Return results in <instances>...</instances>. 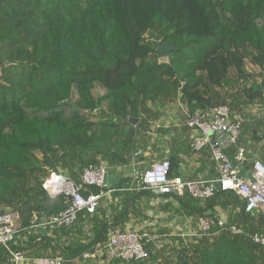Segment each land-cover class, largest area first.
<instances>
[{
	"label": "trees",
	"instance_id": "obj_1",
	"mask_svg": "<svg viewBox=\"0 0 264 264\" xmlns=\"http://www.w3.org/2000/svg\"><path fill=\"white\" fill-rule=\"evenodd\" d=\"M247 64L258 74L248 73ZM96 85L104 91L97 98ZM177 103L189 114L227 106L232 118L241 117L237 146L251 168L245 145L264 129V116L245 111L264 108V0H0V216L13 212L19 225L10 248L29 260L76 264L110 233L124 231L129 218L122 214L141 186L122 179L109 215L80 212L74 227L48 236L33 220L38 225L63 205L47 197L42 181L61 170L78 183L89 166L128 165L160 109ZM103 106L107 117L98 120ZM168 162L172 179L178 162ZM145 197H135L132 218ZM179 201L169 210L196 223L215 219L216 209L227 212L224 229L215 224L185 236L161 230V248L146 245L145 261L111 264H264L263 250L249 238L264 235L262 217L244 214L236 196L199 203L185 194ZM243 219L257 227L246 228ZM232 226L243 235L230 234ZM0 264H14L4 247Z\"/></svg>",
	"mask_w": 264,
	"mask_h": 264
},
{
	"label": "built area",
	"instance_id": "obj_2",
	"mask_svg": "<svg viewBox=\"0 0 264 264\" xmlns=\"http://www.w3.org/2000/svg\"><path fill=\"white\" fill-rule=\"evenodd\" d=\"M182 107L185 117V126L191 133L190 149L196 153L208 151L217 172L213 180H183L168 178L170 165L167 160L155 162L141 174L134 176V183L141 186L140 191L152 198L179 199L185 194L190 198L203 203L220 193L236 196L242 203L244 214L259 215L262 217L264 229V164L254 161L250 169L245 168V151L237 146L240 135L241 119L232 118L227 106H215L211 109L189 114ZM234 149L233 154H228ZM136 150L134 157L140 156ZM110 168L105 164L89 166L84 169L79 182L74 183L65 174L58 170L51 172L43 179L41 187L51 201L62 200L63 210L55 215L42 217L37 229L50 235L58 229H69L77 221L78 214L85 212L93 216L102 202L110 198L111 188L108 182ZM93 189V190H90ZM216 220V221H215ZM38 222V218H34ZM226 220L222 215L215 219L200 217L197 220V229L205 233L213 225L224 229ZM19 230L18 217L15 213L7 212L0 216V247L6 248L12 256L14 264L24 261L31 264H62L60 257L25 259L20 252H14L10 245L14 243ZM232 235H243V230L236 227L227 228ZM251 242L264 252V235L254 233L249 236ZM155 249L161 248L158 235L149 231H115L110 233L104 245H96L91 254H83L85 259L98 257L107 260L121 259L124 262H143L148 258L146 245Z\"/></svg>",
	"mask_w": 264,
	"mask_h": 264
},
{
	"label": "crops",
	"instance_id": "obj_3",
	"mask_svg": "<svg viewBox=\"0 0 264 264\" xmlns=\"http://www.w3.org/2000/svg\"><path fill=\"white\" fill-rule=\"evenodd\" d=\"M250 108L251 109H246L245 112L251 117L261 118L264 116V108L259 106ZM160 112L162 113V116L160 120L155 123L154 131L152 133H148L147 138H145V144L140 143L135 149V151L139 150L141 155L134 157L133 153L128 165L110 168L108 182L112 192L110 194V198L104 200L99 208L106 210L107 215H109L108 207L112 204L113 190L119 186L121 180L129 179L131 183H134V176L141 174L152 163L164 160L169 161L170 159L177 160L178 166L176 171L173 172V175L183 180H213L217 178V172L208 151L204 150L198 153L192 150L188 151L191 141V133L185 126V117L182 112V107L178 104H172L160 109ZM240 119L242 120L241 117ZM259 130L264 132L263 128H260ZM262 132L257 133L254 138L246 141L245 150L246 154L250 156L251 162L256 160L260 162L264 161V139L261 140V137L263 136ZM139 193H143L146 197L140 202V213L132 218L130 210L135 197ZM136 196L132 197L128 207L122 214L123 216L125 213H128L129 218L124 231H138L136 227L144 225L142 227H150L147 230L151 233H155L156 235H158L157 232H160L161 230H166L168 233L167 236H185L187 234L195 233V230L194 232L192 230L189 231V218H187L183 212L180 211V213H174L169 210L170 208L180 207L181 204L178 198H152L150 195L142 191H138ZM113 206L116 207V204L113 203ZM183 208L189 211L188 207L183 206ZM215 211L217 215H222L226 219L227 212H223L220 209H216ZM203 213L205 215L209 214L207 210H204ZM161 217H164L165 221L159 226L161 230L158 231L156 230L159 229L156 228V225H158L157 220ZM243 222L244 226L248 229L254 228L257 223V221L254 220L250 221L249 224L251 225H247V221L245 219H243ZM176 225L178 234L176 233V227H174ZM187 226L189 227L188 229ZM52 233L48 236H52ZM159 238L162 244L163 242L161 236H159ZM63 242H65L64 239H62L59 244ZM20 264L31 263L24 261Z\"/></svg>",
	"mask_w": 264,
	"mask_h": 264
},
{
	"label": "rangeland",
	"instance_id": "obj_4",
	"mask_svg": "<svg viewBox=\"0 0 264 264\" xmlns=\"http://www.w3.org/2000/svg\"><path fill=\"white\" fill-rule=\"evenodd\" d=\"M165 61V59L164 58H160V61ZM246 69H247V71H248V73H250V74H258V70H256V69H254L251 65H249V64H247L246 65ZM103 89L99 86V85H96L95 86V88H94V90H93V95H94V97H100L102 94H103ZM180 104V103H179ZM173 105H177V104H173ZM249 109H251V108H249ZM106 111H107V106H103V108L102 109H100V111L98 112V117H97V119L98 120H105L106 119V117H107V113H106ZM35 157H36V160H39L40 159V155L38 154V153H36L35 154ZM162 221V222H161ZM164 221H165V218L164 217H161L160 219H158L157 220V224L158 225H156V228H159V229H156V230H161L160 229V225L161 224H163L164 223ZM180 221V220H179ZM181 222V221H180ZM188 222L190 223L189 224V226H190V229H189V231L190 230H192L193 232H194V230H195V232H197L198 231V229L196 228L197 226H196V222L195 221H193L192 219H189L188 220ZM182 223V222H181ZM142 226H144V225H142ZM142 226H137L136 228L138 229V230H142V231H148L147 229H149L150 227H142ZM174 227H176V233H177V225L176 226H174ZM181 227H183V226H181ZM142 228V229H141ZM154 228V227H153ZM189 227L187 226V229H188ZM183 229V228H182ZM183 230H185V229H183ZM178 234V233H177ZM75 263L76 264H111V261L110 260H107V259H105V258H102V257H96V258H94V259H85V258H82V261H80V262H78V261H75Z\"/></svg>",
	"mask_w": 264,
	"mask_h": 264
},
{
	"label": "water",
	"instance_id": "obj_5",
	"mask_svg": "<svg viewBox=\"0 0 264 264\" xmlns=\"http://www.w3.org/2000/svg\"><path fill=\"white\" fill-rule=\"evenodd\" d=\"M158 53L160 55V58H164L165 57V54L162 50H158ZM126 122H128L129 124H131L132 126H135L137 124V120H133V119H128V120H124ZM121 262H124L123 260L119 259Z\"/></svg>",
	"mask_w": 264,
	"mask_h": 264
},
{
	"label": "bare ground",
	"instance_id": "obj_6",
	"mask_svg": "<svg viewBox=\"0 0 264 264\" xmlns=\"http://www.w3.org/2000/svg\"><path fill=\"white\" fill-rule=\"evenodd\" d=\"M242 121V120H241ZM242 124V123H241ZM77 219H78V217H77ZM77 222V221H76ZM33 224H34V227H37L38 225H37V222H34L33 221ZM72 228V227H71ZM70 229V228H69Z\"/></svg>",
	"mask_w": 264,
	"mask_h": 264
}]
</instances>
